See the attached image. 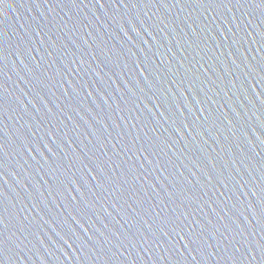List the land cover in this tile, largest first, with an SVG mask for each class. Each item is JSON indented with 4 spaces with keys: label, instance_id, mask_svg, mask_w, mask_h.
<instances>
[{
    "label": "water",
    "instance_id": "95a60500",
    "mask_svg": "<svg viewBox=\"0 0 264 264\" xmlns=\"http://www.w3.org/2000/svg\"><path fill=\"white\" fill-rule=\"evenodd\" d=\"M262 69L260 0H3L0 264H262Z\"/></svg>",
    "mask_w": 264,
    "mask_h": 264
},
{
    "label": "snow or ice",
    "instance_id": "6c2138e0",
    "mask_svg": "<svg viewBox=\"0 0 264 264\" xmlns=\"http://www.w3.org/2000/svg\"><path fill=\"white\" fill-rule=\"evenodd\" d=\"M0 3H3V0H0ZM260 4L264 5V0H260ZM81 63H83V61H81ZM137 66L140 67V65L138 64ZM148 66L145 65V68H147ZM264 70V69H262ZM129 91H131V89H129ZM2 106V105H0ZM163 115V114H161ZM262 127H264V125H262ZM262 143H264V141H262ZM0 165H2V162H0ZM93 179H96V177H93ZM0 203H2V200H0ZM3 220V213H0V221ZM179 227V225H175L171 230L175 235H179L178 232H176V228ZM82 231H84L83 229H81ZM88 231V229H87ZM163 231V230H162ZM181 231H183V229H181ZM85 235L88 237V240H93L92 236L87 235V233L84 231ZM57 235H60L59 233H57ZM101 235H103V233H101ZM153 236H156V233H152ZM164 235H168V233L165 231ZM61 239H64V237L61 236ZM181 239H184V237H181ZM8 243H9V239L5 240V239H0V254H3L5 252H7V247H8ZM64 243L67 244V241L64 239ZM187 247V245H186ZM258 249L261 251V254L264 255V245H259ZM250 252L252 251L251 249L249 250ZM196 257H193V260H195ZM253 259H255V257H253ZM262 264H264V262H262Z\"/></svg>",
    "mask_w": 264,
    "mask_h": 264
}]
</instances>
